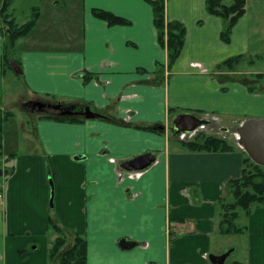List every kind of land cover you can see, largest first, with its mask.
I'll use <instances>...</instances> for the list:
<instances>
[{"label":"crops","instance_id":"1","mask_svg":"<svg viewBox=\"0 0 264 264\" xmlns=\"http://www.w3.org/2000/svg\"><path fill=\"white\" fill-rule=\"evenodd\" d=\"M41 1L35 28L13 50L15 78L26 95L85 105V120L29 117L11 148L15 114L0 95V264H60L49 257L51 216L86 236L87 264H214L222 255L223 264H264V207L245 212L244 232L219 230L223 204L235 200L228 182L246 165L264 172V78L247 80L242 63L221 66L251 54L249 0L228 42L207 0H166L167 20L186 28L172 62L148 0ZM19 5L13 0L6 15L23 24ZM95 8L129 23L110 24ZM4 42L0 32V90L12 76L3 72ZM180 113L211 117L210 134L232 150H188L169 131ZM146 153L154 157L147 168L122 167ZM235 235L244 237L241 253L228 261ZM121 239L136 246L124 249Z\"/></svg>","mask_w":264,"mask_h":264},{"label":"trees","instance_id":"2","mask_svg":"<svg viewBox=\"0 0 264 264\" xmlns=\"http://www.w3.org/2000/svg\"><path fill=\"white\" fill-rule=\"evenodd\" d=\"M154 11V22L158 31V39L160 44L168 51L169 61H174L184 44L186 28L179 21H168L166 18V0H148ZM13 0H0V13H5L11 6ZM207 9L210 13L221 16L224 20L225 27L221 33V37L225 42L230 40L231 30L239 17L247 11V0H231L227 3L225 0H207ZM93 13L110 24H128L126 19L114 15L113 13L95 8ZM6 16V15H5ZM39 18V12L35 10L33 17L21 26H16L12 20L6 17L4 25L9 30L0 26V32L5 35L4 42V70L13 69V50L18 39L27 36L35 28ZM244 54L233 56L221 63V66L235 68L243 59ZM15 65H20L18 61ZM87 78V75H84ZM88 80V79H85ZM85 105H75L70 109V113L61 115L60 113L43 114L41 118L59 121H81L85 120L83 111ZM12 112L5 113V119H9ZM116 121V120H115ZM118 122V120L116 121ZM140 129L145 127L137 126ZM3 125H0L2 131ZM151 129V128H147ZM152 130V129H151ZM183 145L190 151H230L232 147L228 142L218 136L206 134L205 131L197 133L190 140H182ZM233 193L234 201L224 203V213L219 224L221 234H239L244 232V227L235 224V220L239 214L237 208H242L246 214H250L254 206L264 207V172L258 167L246 165L239 178L230 180L227 184ZM50 227L54 233H57L55 239L52 240L49 248V257L51 259L58 258L60 264H87V239L86 236L76 231H68L59 225L55 219L50 217ZM73 233V237L68 239V232ZM68 244V245H67ZM67 245V246H66ZM244 264V263H237Z\"/></svg>","mask_w":264,"mask_h":264},{"label":"rangeland","instance_id":"3","mask_svg":"<svg viewBox=\"0 0 264 264\" xmlns=\"http://www.w3.org/2000/svg\"><path fill=\"white\" fill-rule=\"evenodd\" d=\"M225 1L227 3L231 2V0H225ZM19 4H20L19 11H21V13H19L20 16L18 17L20 18L19 19L20 21L21 19L23 20L27 18L31 19L33 17V14L35 13V10L39 12V7L43 4V1L19 0ZM248 8L250 12L249 14L251 16V25H252L251 29H253L251 34V46H250L251 54L246 55L245 58L239 64L242 63L243 67L247 71L245 74L246 79L253 82V80L257 81L260 78L261 79L264 78V0H249ZM9 9L10 7L8 8V10H6L5 13H0V24L4 28H5V25L3 23L4 18H6L7 16L6 13L9 12ZM8 19L10 18L8 17ZM10 20H12L16 26H21L24 24V23L23 24L16 23L13 18H11ZM14 49H16V46ZM239 64L237 66H239ZM14 71H15L14 67L13 69H8V72H10L12 76H10L7 79L6 86L1 87L0 90V95L2 96L7 95V99L2 101L3 102L2 105L4 106L5 110L12 111L15 114L10 119L11 125L9 128V133H7L6 135L8 142L7 145L8 144L11 145V148H14L12 145L15 144L18 141V139L22 136L20 127L24 123V121H29V117L38 118L41 117L43 114H52V113H60L61 115H65L62 113L63 111H66L69 108H73L75 107V105L79 106L78 103L67 99L62 100L59 98L60 100L57 101V99L49 100L46 97L44 99L40 97L26 95L24 91L22 92L23 87L21 80H17V78H15L17 76L15 75ZM250 71L254 73H250ZM262 83H264V81ZM19 91L22 92L24 95L18 96L17 92ZM17 99H19L20 102ZM17 102L19 103L18 107L16 106ZM55 106H60V108L57 109ZM5 126L8 129V126L7 125ZM205 130H206L205 131L206 134H210V127L206 128ZM230 199L231 197L228 200L229 201L233 200V198L231 200ZM237 211L239 213V217L235 220V224H237V226H242L243 222L246 219L245 211L240 207L237 208ZM243 239L244 237L240 235L230 236L229 238H227L226 241L228 242L229 245L227 247L229 249L232 248V246H237V247L239 246V249L235 253H233L231 257H229L228 261L229 260L231 261L233 258L240 256ZM229 249H227V251Z\"/></svg>","mask_w":264,"mask_h":264},{"label":"water","instance_id":"4","mask_svg":"<svg viewBox=\"0 0 264 264\" xmlns=\"http://www.w3.org/2000/svg\"><path fill=\"white\" fill-rule=\"evenodd\" d=\"M1 26V24H0ZM5 28L9 30L8 26L5 25ZM13 67L15 69V72L18 74L22 73V70L20 66L14 65ZM57 109L60 108V106H55ZM55 108V109H56ZM63 114L70 113V110H66L62 112ZM88 116H91V113H87ZM96 116V115H95ZM209 123V120L205 119L202 115L197 113H180L174 117V119L171 122V126L169 128L170 134L172 135H179L182 132H189L197 127H199L202 124ZM154 161V157L150 154L146 153L143 155H140L130 161H127L123 163L122 167H124L127 170L135 169V170H143L151 165V163ZM119 245L124 249H131L136 246V243L134 241H130L127 239H121L119 242ZM225 256H211V261L214 264H223Z\"/></svg>","mask_w":264,"mask_h":264},{"label":"built area","instance_id":"5","mask_svg":"<svg viewBox=\"0 0 264 264\" xmlns=\"http://www.w3.org/2000/svg\"><path fill=\"white\" fill-rule=\"evenodd\" d=\"M205 119L209 120V123L206 124H202L199 127H197L196 129L189 131V132H182L179 135H177V137L181 140H188L190 138H193L197 133L202 132V131H206L205 129L208 127H212L213 126V120L211 117H207V116H203ZM220 131L222 132H226L228 133L230 130L228 128H223V127H219Z\"/></svg>","mask_w":264,"mask_h":264},{"label":"flooded vegetation","instance_id":"6","mask_svg":"<svg viewBox=\"0 0 264 264\" xmlns=\"http://www.w3.org/2000/svg\"><path fill=\"white\" fill-rule=\"evenodd\" d=\"M68 110H70V109H68ZM68 110H67V111H68Z\"/></svg>","mask_w":264,"mask_h":264}]
</instances>
